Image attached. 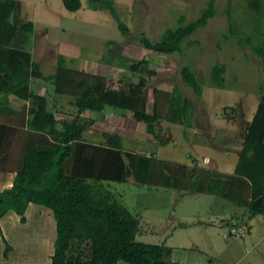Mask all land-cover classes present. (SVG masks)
I'll use <instances>...</instances> for the list:
<instances>
[{"label":"trees","instance_id":"16d2710c","mask_svg":"<svg viewBox=\"0 0 264 264\" xmlns=\"http://www.w3.org/2000/svg\"><path fill=\"white\" fill-rule=\"evenodd\" d=\"M71 11L79 10L82 0H62ZM93 9L108 10L116 19L124 35L130 31L116 8L115 0H90ZM20 0H0V156L9 137L22 140L20 161L13 185L0 192V219L13 210L26 220L30 202L52 210L56 220V239L51 264H184L173 260L172 247L164 243L137 240L141 218L113 196L103 181H125L133 178L139 184L172 188L178 197L184 193L206 192L235 200L247 206L252 214L264 215V88L252 123L248 124L245 152L254 149L255 164L249 176L244 168H252L253 161L242 158L235 174H227L208 167L191 165L158 157L155 151L139 153L127 150L110 133L103 132L107 144L83 139L92 124L78 115L73 120H60L48 107L46 95L31 85L33 77L51 83L55 90L71 95L69 102L78 113L85 110L103 112L107 106L118 113L133 112L135 119L146 124V130L156 135L155 123L161 119L186 126L195 124L196 107L183 94L178 85L172 91L153 89L154 105L148 108L149 92L144 84L131 81L114 87L99 75L86 74L82 78L71 76L64 66L54 74H46L40 62L33 58L30 39L35 31L32 18L20 13ZM264 11V0H230L228 18L230 34L239 36L238 42L248 43L264 64V40L239 34L235 9ZM215 15L214 0L201 14L186 23L181 19L176 26L167 27L153 41L141 37L144 46L159 54L183 52L192 45L191 36ZM228 37V34H224ZM103 59L125 65L127 57L120 53H107ZM66 57L60 56L65 62ZM75 59H72L74 61ZM151 58L145 55L131 61L130 69L137 75L156 74L149 68ZM226 63H216L210 71V81L225 87ZM182 81L201 95L203 82L191 65L180 69ZM16 104V106H15ZM233 110V108H232ZM245 162V163H244ZM179 199V198H177ZM9 246L7 245L6 248Z\"/></svg>","mask_w":264,"mask_h":264},{"label":"rangeland","instance_id":"374dc122","mask_svg":"<svg viewBox=\"0 0 264 264\" xmlns=\"http://www.w3.org/2000/svg\"><path fill=\"white\" fill-rule=\"evenodd\" d=\"M209 1L115 0L121 19L130 28L127 35L121 32L108 10L93 9L90 0H82L84 7L77 11L68 10L62 0L20 1L21 15L35 21L30 45L33 58L41 63L44 73L54 74L59 66H64L77 79L91 74L105 78L114 87L126 81L144 84L149 92L150 111L154 105V88L172 91L178 85L195 104L196 121L193 126L161 119L155 123L156 135H152L146 130L145 122L135 119L130 110L121 114L107 106L103 112L85 110L79 114L69 102L70 88L59 93L51 83L37 77H33L35 91L47 96L48 107L58 119L69 121L78 115L83 120L92 121L83 134L86 141L107 144L102 133L108 132L119 141L122 140L127 150L139 153L155 151L158 157L181 162L187 158V154L201 158L204 148L196 143L192 145L193 141L205 135L213 136L218 128L228 130L231 126L223 118L237 115L231 110L232 107L239 108L246 104L254 106L264 88V64L250 44L241 45L237 41L239 36L244 35L229 33L230 0H214L215 15L206 26L191 36L194 43L185 45L181 53H155L144 46L141 37L146 35L153 41L157 40L167 27L178 25L181 19L186 23L197 18L202 9L208 7ZM234 17L239 34H246L255 38L254 43L262 44L264 11L237 8ZM224 34H228V37ZM111 52L124 54L127 57L125 65H118L119 59L112 63L103 59L104 55ZM61 55L66 57L64 63L60 61ZM145 55L151 58L149 68L156 71L152 76L145 73L137 75L130 69L131 61ZM216 63L227 64L223 88L216 87L210 81V71ZM183 65H191L197 71L198 78L203 82L201 95L182 81L180 69ZM207 108L215 110V119L210 123L205 116L209 115L206 113ZM229 121L236 128L239 119L232 118ZM223 133L219 130L220 135ZM103 184L113 192L114 197L141 218L136 236L139 241L175 246L188 244L191 247L186 249L187 253L185 249L176 247L174 254L177 259L192 263L190 256H195L205 260L206 264H233L234 259L238 262L241 257L236 254H242L247 247L257 243L242 262L235 264H264V219L261 215L257 216L256 222L251 223L254 225L252 232L246 235L248 243L245 248V238L234 235V228L231 229L228 223V220H235L230 215L233 213L231 205L223 203L224 200L219 202L222 199H218L217 195H188L182 202L176 203L171 189L139 184L133 178L121 182L105 180ZM36 206L41 211L31 209L28 216L29 231L34 236L42 230V222L38 220H55L50 208L40 204ZM180 220L219 221L208 225L204 231L202 225L181 227L178 224ZM55 235L54 230L53 241ZM33 252L37 253L38 250L33 249ZM41 257L45 258L42 254Z\"/></svg>","mask_w":264,"mask_h":264},{"label":"crops","instance_id":"0c3cea01","mask_svg":"<svg viewBox=\"0 0 264 264\" xmlns=\"http://www.w3.org/2000/svg\"><path fill=\"white\" fill-rule=\"evenodd\" d=\"M21 1V0H20ZM82 7H84L82 5ZM33 19V18H32ZM34 21V19H33ZM35 23V21H34ZM31 85L33 86V78L31 80ZM39 93V92H38ZM42 94V93H41ZM259 104V99L255 102L254 106L252 105H242L239 108L232 107L231 110L233 112H236L235 117H229L234 119H239L238 123L236 124L237 127L235 128L233 125H231L230 121L231 119L228 118V116H225V119L229 125L231 126L228 130L226 128H218L217 132H213V136L205 135L203 137L196 138L195 141H193L192 145L194 143L200 145L202 148H204L202 159L199 156H194L192 154H187V158L182 161L191 165H199L208 167L210 169H215L223 173L227 174H235L237 171V168L239 166V163L242 158L249 159L250 161H253L254 165L252 168H244L243 169V175L249 176L253 169H260L259 164H255V158H254V149L245 152V134L247 130L248 124L252 123L253 118L255 116V113L257 111ZM16 106V104H15ZM214 111L209 108H207L206 113L209 115H205L206 119L210 123L212 119H215L214 117ZM205 118V117H204ZM196 119V115H195ZM4 121L3 115L0 113V121ZM196 121V120H195ZM235 123V122H234ZM241 126H238L240 125ZM242 127V129H241ZM258 129H261L264 133V129L257 127ZM219 130L221 132H224L223 134H219ZM226 130V131H225ZM92 142V141H90ZM96 143V142H94ZM22 140L15 136V138L9 137L7 141L5 142L1 156H0V192H2L4 189L9 188L13 185L14 177L16 174V168L20 161L21 157V150H22ZM162 158V157H161ZM174 160V159H171ZM176 161V160H175ZM181 162V161H179ZM261 170V169H260ZM131 179V178H129ZM158 189V187H156ZM164 189H171V193H173V198H176V203L182 202V200L188 195H196L199 193H184L183 196L177 197L178 192L172 188H165V187H159ZM200 193H206V192H200ZM211 194V193H209ZM217 195V194H213ZM219 202L223 201V203H226L231 205V208L233 213H231V217L235 218V220H228L229 225L232 228H238L243 230V234L238 235L234 234L237 237H243L245 248L248 243V239L246 238L248 234L252 232V222H256L257 216L261 215L264 219L263 214H252L247 206L238 204L235 200L226 198L221 195H217ZM179 198V199H177ZM38 203L30 202L27 210L25 212L26 220H21V216L17 214L13 210H9L1 219H0V264H51V256L54 253V242L53 241V231H56V220H51L48 218V220H38L39 222H42V230L41 233H37V236H34V234H31L29 231V223L30 220L28 219L30 210L34 211H41V208H37L36 206ZM41 205V204H40ZM225 205V204H224ZM128 207V206H127ZM129 208V207H128ZM44 211V210H43ZM52 211V210H51ZM45 214H47L46 211H44ZM53 213V212H52ZM46 221V223H45ZM215 221L219 220H180L178 224L181 225V227L189 224L193 225H202L203 230H207L208 225H213ZM224 221V220H221ZM248 233V234H247ZM186 238V236H184ZM36 240V241H35ZM213 246L214 241H212ZM166 244V243H164ZM241 245V243H239ZM257 243H254L252 247H247L245 250H243V253L240 254L238 252L236 255H238L239 260L238 262H242L243 258L247 256L248 252L252 250L254 246H256ZM9 246L6 248V246ZM169 245V244H166ZM172 247V257L173 260L179 261L184 264H206L205 260H202L195 256L191 257V262H184L180 259H177V257L174 254V251L177 247V249L182 248L185 249L184 251L189 249L190 245L181 244L178 246L175 245H169ZM198 248H200L199 245L196 244ZM33 249H37L38 252H33ZM41 254L45 256V258L41 257ZM40 256V257H39ZM233 264L238 263L237 259L232 261ZM119 264H129L125 261H119ZM215 264V263H214ZM240 264V263H239Z\"/></svg>","mask_w":264,"mask_h":264},{"label":"built area","instance_id":"2783aa9c","mask_svg":"<svg viewBox=\"0 0 264 264\" xmlns=\"http://www.w3.org/2000/svg\"><path fill=\"white\" fill-rule=\"evenodd\" d=\"M233 232H234V234H238V235L243 234V230L242 229H238V228H235Z\"/></svg>","mask_w":264,"mask_h":264}]
</instances>
